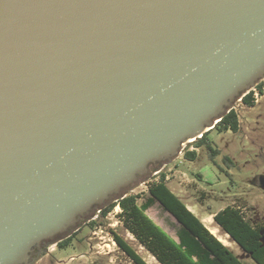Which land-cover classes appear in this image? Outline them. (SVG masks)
<instances>
[{
	"label": "water",
	"instance_id": "1",
	"mask_svg": "<svg viewBox=\"0 0 264 264\" xmlns=\"http://www.w3.org/2000/svg\"><path fill=\"white\" fill-rule=\"evenodd\" d=\"M263 78L264 0H0V264L72 236Z\"/></svg>",
	"mask_w": 264,
	"mask_h": 264
},
{
	"label": "rangeland",
	"instance_id": "2",
	"mask_svg": "<svg viewBox=\"0 0 264 264\" xmlns=\"http://www.w3.org/2000/svg\"><path fill=\"white\" fill-rule=\"evenodd\" d=\"M239 99L233 105L239 118V131L214 129L208 136L214 149L219 151L215 159L218 166L210 161L207 149H196L193 142L186 143L182 155L172 164L152 168L149 180L137 184L128 195H139V204L144 203L149 195L148 183L159 181L161 173H164L171 191L213 235L228 246L243 264H256L214 222V214L228 206L239 208L251 222L264 220V190L258 183V178L264 176V94L254 98L252 106ZM186 151H197L196 160L184 158ZM224 157L230 158L233 166L226 164ZM158 171L161 173L157 174ZM147 214L171 237L178 239L179 223L159 204L150 207ZM118 215L108 216L103 222L99 219L98 224L92 226L83 225L68 248L61 250L56 244H47L45 255L34 259L32 264H134L116 245L111 230L128 242L147 264H159L126 230L123 219Z\"/></svg>",
	"mask_w": 264,
	"mask_h": 264
},
{
	"label": "trees",
	"instance_id": "3",
	"mask_svg": "<svg viewBox=\"0 0 264 264\" xmlns=\"http://www.w3.org/2000/svg\"><path fill=\"white\" fill-rule=\"evenodd\" d=\"M242 100L244 104L252 106L254 104L253 92L248 93ZM239 128L237 111L232 109L216 124L214 129L220 132L230 130L236 133ZM212 130L205 133L201 138H197L192 144L196 149H207L210 161L216 165L218 163L215 159L219 155V151L214 149L208 139ZM196 152L186 151L184 158L194 161L197 158ZM223 160L226 164L232 165L230 158L224 157ZM218 168L223 170L222 167ZM148 194V198L142 204H139V195L132 194L112 202L101 210L96 220L88 221L86 224L92 226L98 224L97 220L99 219L102 222L105 221L108 214L116 206H119L122 212L118 216L123 219L126 230L159 264H243L235 253L213 235L201 219L171 191L164 173H161L159 181L148 183ZM156 203L179 223L178 239L171 237L148 216L147 210ZM214 221L256 264H264V237H261L260 229L247 220L239 208L226 207L214 214ZM78 232L79 230L72 236L58 242L56 244L58 249L68 248ZM110 232L116 245L127 254L134 264H147L128 242L115 231L111 230ZM46 246L41 251L36 250L35 259L45 255Z\"/></svg>",
	"mask_w": 264,
	"mask_h": 264
},
{
	"label": "built area",
	"instance_id": "4",
	"mask_svg": "<svg viewBox=\"0 0 264 264\" xmlns=\"http://www.w3.org/2000/svg\"><path fill=\"white\" fill-rule=\"evenodd\" d=\"M250 92H253V95H254V98H255V99H256L258 96L263 95V94H264V78L261 79V80L258 82V84L256 85V87L253 88ZM250 92H248V93H250ZM248 93H247V94H248ZM247 94H244V95L239 99V101H241V100L244 98V96H246ZM232 109H234V108H232ZM185 145H186V143L182 145L180 155H182V151L184 150ZM159 173H160V171L157 172V174H159ZM117 209H118V210H117ZM120 209H121V208H120L119 206H116V207L114 208V210L111 211V212L108 214V216H111V215H113V216H117L118 214H120V213L122 212ZM101 210H102V209H101ZM101 210H96V211L94 212V215H93V217H92L91 220H96V219L98 218V216H99ZM107 218H108V217H107ZM91 220H90V221H91Z\"/></svg>",
	"mask_w": 264,
	"mask_h": 264
},
{
	"label": "flooded vegetation",
	"instance_id": "5",
	"mask_svg": "<svg viewBox=\"0 0 264 264\" xmlns=\"http://www.w3.org/2000/svg\"><path fill=\"white\" fill-rule=\"evenodd\" d=\"M215 222V221H214ZM251 222V221H250ZM255 227L260 229L261 237H264V220L256 219L254 222H251ZM263 239V238H262Z\"/></svg>",
	"mask_w": 264,
	"mask_h": 264
},
{
	"label": "bare ground",
	"instance_id": "6",
	"mask_svg": "<svg viewBox=\"0 0 264 264\" xmlns=\"http://www.w3.org/2000/svg\"><path fill=\"white\" fill-rule=\"evenodd\" d=\"M197 138H192V139H190L187 143H190V142H193V141H195ZM118 210V209H117Z\"/></svg>",
	"mask_w": 264,
	"mask_h": 264
},
{
	"label": "crops",
	"instance_id": "7",
	"mask_svg": "<svg viewBox=\"0 0 264 264\" xmlns=\"http://www.w3.org/2000/svg\"><path fill=\"white\" fill-rule=\"evenodd\" d=\"M226 236L230 238V236L228 234H226Z\"/></svg>",
	"mask_w": 264,
	"mask_h": 264
}]
</instances>
